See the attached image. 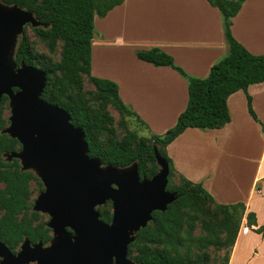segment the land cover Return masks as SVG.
Wrapping results in <instances>:
<instances>
[{
  "label": "trees",
  "instance_id": "16d2710c",
  "mask_svg": "<svg viewBox=\"0 0 264 264\" xmlns=\"http://www.w3.org/2000/svg\"><path fill=\"white\" fill-rule=\"evenodd\" d=\"M16 4L30 11L47 25L32 27L34 34L53 51L58 41L62 42L60 59L52 61L50 56L36 52L26 32V26L19 37L15 61L24 60L46 72V86L42 97L51 104L64 109L75 126L85 132L89 155L99 158L103 164L126 166L138 161L140 177H151L158 166L153 153L155 144L159 155L168 162L169 174L166 188L176 192V199L167 205L165 211L152 212V220L141 228L136 239L128 246V257L135 264H209L212 260L209 249L223 250L219 264H228L232 246L239 232L245 205L242 202L218 203L200 182H194L179 175V182L169 186L174 166L166 152V146L187 127L200 129L220 128L230 120L227 107L228 96L241 89L246 93L247 110L251 117L260 122L253 110L251 96L247 93L249 84L264 81V54L249 52L231 33L232 18L240 10L244 0H207L219 9L223 16L224 33L229 52L211 65L205 77L187 74L175 64L173 57L158 47L138 49L137 58L155 66H169L187 81L188 99L184 110L178 115L174 126L163 134L139 136L129 130L117 140L112 127L114 118L107 111L110 105L120 116L136 115L120 98L117 83L91 74V41L95 17H103L124 0H0ZM94 87L93 100L83 90L84 79ZM8 108L6 95L0 98V240L16 252L23 239L47 243L51 238L48 220L32 210L30 183L37 180L30 171H21L17 159L6 161L4 152L21 148L17 139L2 133L8 124L4 110ZM138 121H141L137 117ZM106 134V139L101 135ZM103 205L111 206L107 201ZM98 207L100 218L109 222L112 212ZM47 216V215H46ZM246 223L255 224L254 213L246 214ZM200 224L202 232L194 231ZM257 232L264 231L259 227Z\"/></svg>",
  "mask_w": 264,
  "mask_h": 264
},
{
  "label": "crops",
  "instance_id": "0c3cea01",
  "mask_svg": "<svg viewBox=\"0 0 264 264\" xmlns=\"http://www.w3.org/2000/svg\"><path fill=\"white\" fill-rule=\"evenodd\" d=\"M96 17L91 74L117 83L121 100L149 134L174 126L187 104V81L169 66L137 58L135 51L158 47L198 77L229 52L223 16L207 0H124ZM231 33L249 52L264 54V0H244ZM247 93L260 122L239 89L227 98L230 120L224 126L187 127L166 146L177 176L200 182L218 203L245 205L228 264L237 263L240 251L264 258V231H256L264 227V81L249 84ZM248 212L255 224L246 223Z\"/></svg>",
  "mask_w": 264,
  "mask_h": 264
},
{
  "label": "water",
  "instance_id": "95a60500",
  "mask_svg": "<svg viewBox=\"0 0 264 264\" xmlns=\"http://www.w3.org/2000/svg\"><path fill=\"white\" fill-rule=\"evenodd\" d=\"M27 25L47 27L32 12L0 1V98L7 96L9 108L1 132L21 145L2 157L17 159L21 171L40 179L43 189L32 210L48 216L51 238L43 244L25 237L16 252L0 240V264H135L128 257L129 244L153 211H165L176 199V192L166 188L168 162L153 144L158 170L147 178L139 176L137 160L118 166L90 156L83 129L42 97L46 72L15 61ZM107 201L109 222L98 210Z\"/></svg>",
  "mask_w": 264,
  "mask_h": 264
},
{
  "label": "rangeland",
  "instance_id": "374dc122",
  "mask_svg": "<svg viewBox=\"0 0 264 264\" xmlns=\"http://www.w3.org/2000/svg\"><path fill=\"white\" fill-rule=\"evenodd\" d=\"M99 18V17H96ZM95 28V27H94ZM26 32L30 38L32 48L36 52H42L46 55L50 56L52 61L57 62L60 59V52H61V45L62 42L58 41L56 44V47L53 51H49L45 42L42 41L39 37H37L34 32L32 31V28L30 26H26ZM97 33V32H96ZM98 34V33H97ZM83 90L86 92V95L91 99L90 104L92 106H97L98 102L93 100L92 93L95 91L93 85L85 78L84 84H83ZM107 111L110 115L113 116L114 121L112 124V127L114 129V135L117 140H120L129 130H132L136 132L139 136H146L149 137L150 134L147 133L143 127L136 121V119L133 116H120L118 112L111 107L110 105L107 107ZM9 115V109L4 110V116L8 117ZM101 139H106L107 135L102 134ZM179 182L178 176L174 173L171 177L169 186H174ZM2 187V184L0 183V188ZM30 189H31V201L36 197V195L39 193L40 185L37 180H33L30 183ZM109 208L108 205H103L102 209ZM112 212V207L109 208ZM43 219H47V216L44 215ZM202 232L200 224H197V227L194 231L195 234H200ZM243 246L242 241L240 240L239 248ZM210 256L212 258L211 262L209 264H219V259L221 255L223 254V250H214L212 248L209 249ZM246 251H240L236 254L235 261L236 264H264V258L262 257H255L251 258L248 256ZM235 264V263H234Z\"/></svg>",
  "mask_w": 264,
  "mask_h": 264
},
{
  "label": "flooded vegetation",
  "instance_id": "af4514ba",
  "mask_svg": "<svg viewBox=\"0 0 264 264\" xmlns=\"http://www.w3.org/2000/svg\"><path fill=\"white\" fill-rule=\"evenodd\" d=\"M12 161V160H11ZM33 204V203H32ZM48 217V216H47ZM37 242V241H36ZM31 243H35V242H31ZM44 244V243H43ZM46 244V243H45Z\"/></svg>",
  "mask_w": 264,
  "mask_h": 264
}]
</instances>
